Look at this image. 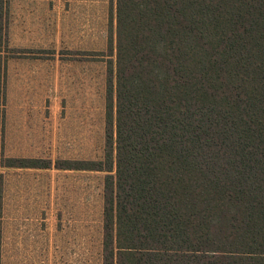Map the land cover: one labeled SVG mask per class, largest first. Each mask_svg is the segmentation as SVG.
<instances>
[{"label":"trees","instance_id":"16d2710c","mask_svg":"<svg viewBox=\"0 0 264 264\" xmlns=\"http://www.w3.org/2000/svg\"><path fill=\"white\" fill-rule=\"evenodd\" d=\"M107 40L103 155L54 162L105 173L100 264H264V0H115Z\"/></svg>","mask_w":264,"mask_h":264},{"label":"rangeland","instance_id":"374dc122","mask_svg":"<svg viewBox=\"0 0 264 264\" xmlns=\"http://www.w3.org/2000/svg\"><path fill=\"white\" fill-rule=\"evenodd\" d=\"M111 21L115 0H0V159L52 162L0 166V264H100L105 173L54 162L103 155Z\"/></svg>","mask_w":264,"mask_h":264}]
</instances>
